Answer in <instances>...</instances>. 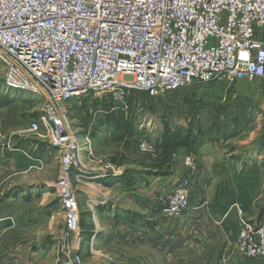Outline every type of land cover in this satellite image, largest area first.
I'll return each mask as SVG.
<instances>
[{
  "label": "rangeland",
  "instance_id": "1",
  "mask_svg": "<svg viewBox=\"0 0 264 264\" xmlns=\"http://www.w3.org/2000/svg\"><path fill=\"white\" fill-rule=\"evenodd\" d=\"M1 74L0 65V132L6 143L18 135L8 132L13 129L45 139L28 130L30 121L43 114L42 99L25 90L6 92ZM125 100L102 94L68 102L67 122L74 136L82 142L88 134L91 145L102 144L93 148L92 160L82 159L70 173L78 221L70 224L68 208L56 192L61 164L55 149L43 174L54 176L51 205L60 221L55 228L40 222L37 228L0 233L1 254L32 241L44 247L46 257L39 264H264V258L245 253L249 242L241 236L246 229L256 239L264 220V198L255 196L264 190V80L244 78L230 85L212 80L154 97L129 90ZM130 132L145 133L152 147L167 136L168 146L149 156L131 152L124 160L135 165L123 171L133 175L114 187L99 182L102 170L112 168L96 162L104 156L98 149L114 151L113 137ZM209 141L230 161L216 178L205 170L204 150L197 148ZM245 169L252 180L249 192L236 195L232 191L243 186L239 179ZM8 171L0 169V175ZM80 174L84 177L74 178ZM175 191L185 192L189 201L177 216L163 212ZM105 207L109 210L104 212ZM112 207L117 212L109 214Z\"/></svg>",
  "mask_w": 264,
  "mask_h": 264
},
{
  "label": "built area",
  "instance_id": "2",
  "mask_svg": "<svg viewBox=\"0 0 264 264\" xmlns=\"http://www.w3.org/2000/svg\"><path fill=\"white\" fill-rule=\"evenodd\" d=\"M0 65L5 86L43 101L28 130L60 152L55 188L76 225L70 173L94 154L89 135L80 142L70 130L68 102L107 94L125 103L129 90L154 97L212 80H264V0H0ZM139 137L140 152L154 151ZM6 147L0 132V154ZM185 194L175 191L163 212H185ZM255 234L242 229L245 253L264 258V220Z\"/></svg>",
  "mask_w": 264,
  "mask_h": 264
},
{
  "label": "crops",
  "instance_id": "3",
  "mask_svg": "<svg viewBox=\"0 0 264 264\" xmlns=\"http://www.w3.org/2000/svg\"><path fill=\"white\" fill-rule=\"evenodd\" d=\"M31 122V121H30ZM22 130H9V133L15 131L16 135L13 141L7 142V147L0 154V169L1 172L5 170L9 174L0 175V233H8L11 229L19 227H31L37 228L40 222L46 223L49 227L55 228L56 224L60 219L56 217L57 213L55 208H52V203L54 201V193L52 186L54 183V176H44L45 171V161H49L55 153V148L51 147L48 143L47 137L44 138H30ZM144 134V133H143ZM142 134V135H143ZM99 139V138H98ZM216 142H204L199 145L198 152L204 150L203 162L206 167L208 174H212L215 178L217 175L223 173L225 168L221 166H228L230 161L221 157L220 151L216 147ZM102 144L95 145L92 147L98 148L96 146H101ZM105 146V145H104ZM115 150L120 151V148ZM114 150V151H115ZM98 153H102L100 158L96 162L102 163L104 165L110 166L112 171H108V175L103 178L98 179L99 182H110L113 187L122 180L126 175H133V172L129 174L123 173V168L131 165H135L134 162H128L130 164H125L121 166H116L107 158L113 149H107L105 147H100ZM99 156V155H98ZM36 159V166L30 168L29 166L33 163L32 159ZM248 169H245L243 175H240V182H244L240 189H235L232 191L236 195L240 193H246L249 189L248 183L252 182L247 179ZM245 174V175H244ZM254 181H257L255 179ZM130 185L134 181H129ZM258 198H264V190L259 193H255ZM90 201H94L93 199ZM35 202V207L26 205L27 203ZM96 202V201H94ZM51 207V208H50ZM108 207L103 210L108 211ZM116 208H111L109 214L117 212ZM261 209V206H260ZM60 217V214H58ZM260 215L264 218V208L260 210ZM104 238L99 236L98 240ZM21 248H13L9 252H4L1 254L0 251V264H39L40 259L45 258L46 255L41 254L43 248L40 244H34L26 242L25 245L20 246Z\"/></svg>",
  "mask_w": 264,
  "mask_h": 264
},
{
  "label": "trees",
  "instance_id": "4",
  "mask_svg": "<svg viewBox=\"0 0 264 264\" xmlns=\"http://www.w3.org/2000/svg\"><path fill=\"white\" fill-rule=\"evenodd\" d=\"M147 97H149L146 94ZM141 135V134H140ZM139 134L136 135L134 133H129L128 135H119V136H115L113 137V140H111L110 142H113L115 144H117L116 148H120V151L115 150L112 152V157L109 159L110 162H112L113 164H115L116 166H121V165H125V164H130L128 162H132V160H124V157H127L130 155V153L132 152L133 154H141V155H145V156H149L150 152H140L138 149V142H139ZM138 136V137H136ZM168 139L167 136H165L163 138V140L156 146L153 147L154 151H157L158 149L160 150H165V148L168 146V141L166 140ZM133 144L135 145L134 149H133ZM137 145V146H136ZM131 153V155H132ZM135 163V162H134ZM123 173H125V171H123Z\"/></svg>",
  "mask_w": 264,
  "mask_h": 264
},
{
  "label": "bare ground",
  "instance_id": "5",
  "mask_svg": "<svg viewBox=\"0 0 264 264\" xmlns=\"http://www.w3.org/2000/svg\"><path fill=\"white\" fill-rule=\"evenodd\" d=\"M4 89H6V92L9 90V91H12L13 90V88H11V87H7V86H5L4 85Z\"/></svg>",
  "mask_w": 264,
  "mask_h": 264
}]
</instances>
